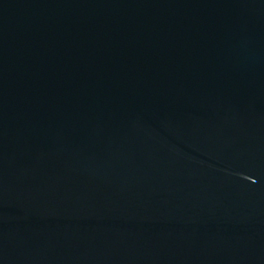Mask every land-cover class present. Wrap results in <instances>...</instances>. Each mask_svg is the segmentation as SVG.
I'll use <instances>...</instances> for the list:
<instances>
[{"label": "water", "instance_id": "1", "mask_svg": "<svg viewBox=\"0 0 264 264\" xmlns=\"http://www.w3.org/2000/svg\"><path fill=\"white\" fill-rule=\"evenodd\" d=\"M0 264H264V0H0Z\"/></svg>", "mask_w": 264, "mask_h": 264}]
</instances>
